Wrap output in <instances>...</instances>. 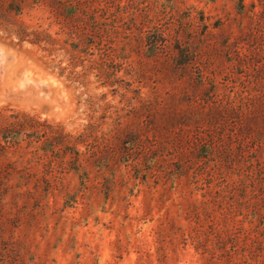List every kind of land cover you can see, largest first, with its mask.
<instances>
[{
    "label": "rangeland",
    "instance_id": "1",
    "mask_svg": "<svg viewBox=\"0 0 264 264\" xmlns=\"http://www.w3.org/2000/svg\"><path fill=\"white\" fill-rule=\"evenodd\" d=\"M1 130L0 264H264V0H0Z\"/></svg>",
    "mask_w": 264,
    "mask_h": 264
},
{
    "label": "trees",
    "instance_id": "2",
    "mask_svg": "<svg viewBox=\"0 0 264 264\" xmlns=\"http://www.w3.org/2000/svg\"><path fill=\"white\" fill-rule=\"evenodd\" d=\"M10 129L9 128H5L3 131V133H6L7 131H9ZM1 133H2V130L0 131ZM5 145H3V144H1V141H0V148H2V149H6V147L8 146V141H5ZM207 148V146L206 145H203V148Z\"/></svg>",
    "mask_w": 264,
    "mask_h": 264
},
{
    "label": "bare ground",
    "instance_id": "3",
    "mask_svg": "<svg viewBox=\"0 0 264 264\" xmlns=\"http://www.w3.org/2000/svg\"><path fill=\"white\" fill-rule=\"evenodd\" d=\"M43 81V80H42ZM45 81V80H44Z\"/></svg>",
    "mask_w": 264,
    "mask_h": 264
}]
</instances>
